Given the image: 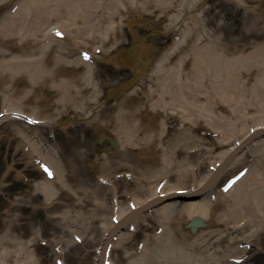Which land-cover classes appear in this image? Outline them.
I'll list each match as a JSON object with an SVG mask.
<instances>
[{
	"label": "bare ground",
	"instance_id": "obj_1",
	"mask_svg": "<svg viewBox=\"0 0 264 264\" xmlns=\"http://www.w3.org/2000/svg\"><path fill=\"white\" fill-rule=\"evenodd\" d=\"M89 0H84V2H88ZM46 2V0H24L22 3H19V7H17L16 9H13L10 14H9V19L4 21L3 16L0 17V37H2V39L6 40V44L7 48H3L2 45L0 47V69H4L7 70L10 68L8 72L9 74H13V73H19L21 70V65H19L21 63V61L23 62L24 65V61L22 60V58L24 57L21 53H18V51L16 50V54L15 52H8L7 49L9 47H17L20 45V43L22 44L21 40H18L19 38H21L20 36H17V34L19 33V30H17L19 28L18 23L20 24H24V21L21 18L24 19H28L29 16L27 14H31L32 12V6L35 5V8L41 9L44 11V19L43 20H47L48 19L53 22L56 23V21L58 20V17L55 16H51V14H55L56 8H51V9H46L44 6V3ZM72 0H68V5L73 6L76 2L71 3ZM89 6L91 5L90 3H87ZM86 6L85 3L82 4L81 6ZM88 6V7H89ZM72 9L74 10V8L72 7ZM79 10V9H78ZM87 13V11H86ZM84 15V14H83ZM26 17V18H25ZM50 21H48L49 23H51ZM26 22V20H25ZM31 24V23H30ZM19 37V38H18ZM11 40V41H10ZM22 41L23 38H22ZM9 50H11L9 48ZM13 50V49H12ZM201 56H205L207 55L206 52H201L200 53ZM54 53H51V57L50 59H54ZM21 61H20V60ZM202 59V58H201ZM246 60V59H245ZM17 61V62H16ZM201 62V61H199ZM198 61L195 62V67L193 68V75L192 77H187L184 80H181V84H183L185 86V89L187 90L186 96L184 91H180V95L182 96V98H184V100L186 101V103L190 100V101H194L191 105L192 109H188L187 112L190 115L191 118H201V117H205L208 119V116L212 115V118L214 119V121H211L212 123H218V120L215 121L217 119V114L211 113L209 111V109L207 108H211V106L215 109V105H212L210 101H208L207 103H204L203 106V110H201V103H199L200 100L197 99V97L194 94H197V89L195 87V85H197L198 88L203 87L202 82H200V78L201 77V73H203V70L201 73L196 75V70H198V67L203 69L200 65H205L204 63H201L200 65ZM226 61H224L225 63ZM245 62V61H244ZM18 63V64H17ZM60 63V62H59ZM239 60H232L229 59L227 60V62L225 63L226 65V70H224L225 72H217L215 74H213V88H216V95L212 96V98L215 100L214 102H216V100L218 102H227L228 107H230V119L232 121H230L229 118H227L228 121H230V123L228 124L227 122L225 123V118L224 116H222V128H223V133L226 132V126L232 124L233 126H236V130L238 131L237 133H240L241 131H243V124H244V119L241 117V114H239L240 110H243V106H244V98L243 96H247L248 98L251 96V98H254L257 96V100L256 103L252 102V99H249L250 104L247 106L248 110L249 109H254L257 110L258 106L260 107V105H264V92L262 91V87L260 88L257 84H256V89H258L260 91V94L258 93H253L250 90H247L245 87H248V85L246 86L244 81L242 82L241 79L237 78V69L240 65H238ZM26 67L30 66L29 62H25ZM251 63L249 62H245L244 66H251ZM235 67V68H234ZM184 72V71H183ZM264 74V72L261 73V75ZM30 75V74H29ZM34 75H30L29 79L30 82L32 81ZM185 76V75H183ZM32 77V78H31ZM185 78V77H183ZM212 79V78H211ZM240 81H239V80ZM209 81L211 82L210 78ZM184 82V83H183ZM248 82V81H247ZM222 84V85H221ZM89 85V83H88ZM206 86V84H205ZM194 95V96H193ZM127 99H125L126 101ZM124 101V102H125ZM246 101V100H245ZM248 101V99H247ZM246 101V102H247ZM197 102V103H196ZM259 104V105H258ZM5 106V105H4ZM12 106V105H11ZM135 107V105H134ZM9 109L10 106H5V109ZM185 108V107H184ZM212 108V110H213ZM10 109H14V107H11ZM205 111L207 113H205ZM141 111L140 110H136V112L134 113V115H138ZM139 116V115H138ZM137 117V116H136ZM189 118V117H188ZM259 122H264V117H257ZM190 119V118H189ZM182 121H184L181 118ZM210 122V123H211ZM115 124V122H114ZM122 130L121 132H124L126 134L125 137H123V140H127L130 141L128 142V146L129 148H131V152L133 155H135L133 153V150H137V148H139V146L137 147V144H133V138L132 135H130L128 132V124H122ZM138 125H140L139 123H137ZM136 124V125H137ZM259 124V123H258ZM41 126H43L44 128L46 127L47 129H50L52 126V123H49L48 121H43V123L40 124ZM137 125V126H138ZM38 126V124L36 125ZM257 126H253L252 128H256ZM53 129V128H52ZM164 128L162 130V132H164ZM186 137H185V133H183V138L182 139H186V142L188 147H189V139L191 137V133L190 130L188 128H186ZM149 132V131H148ZM249 132V130H248ZM230 133V132H228ZM227 134V133H226ZM147 135H150L149 133H147ZM193 137V136H192ZM227 139V138H226ZM237 140H240L239 138H237L235 140V142ZM219 141V140H218ZM217 141V143H218ZM169 142H172V145H174V143L176 142V140L174 138H172V140H170ZM179 142H183L181 141H177L176 146L174 145L173 151L169 150V146H168V150L163 151V149H156V151L159 154V158H160V162L158 163V171H155L154 173L151 172V174H148V170H146L145 168H143V163L141 162V160L138 159L137 161V166H135L133 163L129 162L130 160H127V164L125 166V164H120L121 161L123 160L122 154L124 155V157H129L128 153H129V149H127V147L125 146L124 142L118 143L119 145V149L120 152V157L118 158L117 156L111 158V160H104L103 163V167L107 168V169H112L115 166H117L118 164H120V168L122 170H124L125 168H128L129 166L133 169V167H137V169H133V178L132 180H130V186L134 184V181L138 183L148 179L150 180V182H152L154 179L156 178H166V182L164 183V185L161 187V189L159 190L161 193H169L170 195L173 194L174 189H186L189 186H185L187 183H193L194 185L192 186L193 189H196L197 187V183L199 182L197 179L199 178V175L197 174L196 171L193 170V166L196 164V162L192 161V157H179V154H181L180 152L182 151H178L180 150L179 147H181L182 145H184L183 143ZM190 145H199L200 147L202 146V148H204L206 145L205 144H201L199 143V140H197L196 138L193 139V141H190ZM33 144V149L36 151L37 154H39L37 157V159L41 158L40 155H44L45 159L48 158L49 153H50V163H54V165L47 168V171L45 172V174L47 175L46 178L44 180H42L41 182H36L35 184V192L41 193V195L44 196V200L47 201L49 199V201L47 202L48 204L52 202H55V206L57 207H61L62 204L60 203V198L58 195L62 196V193H64L65 191H68V194L70 195V197L72 196V202L75 204L77 209H81L79 207H82V205L84 204V202L86 203V201L88 199H84L86 197H88V193L84 192V190L82 188L84 187H79L77 186L75 183L71 184L69 183L66 178L67 176H69L70 172L65 170L66 167V160L63 159H59L61 158V155L59 153V149H57L56 147H52L49 151V153L46 151L42 152L44 149L41 146V143H32ZM264 144L263 141L259 142L257 144L256 147H254L252 149V152L254 151L255 156L254 158H259L258 156L260 155V150H257L259 146H262ZM186 145V146H187ZM221 144H217L216 149H218V147ZM185 146V145H184ZM186 146L182 148V150L186 149ZM159 147V146H158ZM226 148V150H228V148L230 147L227 146L225 144L224 146ZM155 149V148H154ZM171 149V148H170ZM190 149V148H189ZM216 149H214L213 155H218V156H222L224 151L222 152H216ZM160 150V151H159ZM168 151H170V153H168ZM208 151L211 152L210 148H208ZM229 151V150H228ZM257 151V152H256ZM185 152V151H183ZM48 153V154H47ZM186 153V152H185ZM45 154L47 156H45ZM24 156H26V154H24ZM207 156V155H206ZM122 157V158H121ZM42 159V158H41ZM100 159V158H99ZM237 160V159H236ZM204 161V160H203ZM48 162V161H47ZM199 163V161L197 162ZM36 164V161H35ZM41 164H43V162H41ZM70 164L73 165V162L70 161ZM105 164V165H104ZM129 165V166H128ZM216 165V164H215ZM102 167V168H103ZM152 167V166H151ZM72 169H75L76 167L73 165V167H71ZM192 168V169H191ZM25 167L22 168V172L25 171ZM50 170L52 171V174L50 175L49 172ZM107 170H103L100 171L103 175H107L108 172H104ZM104 172V173H103ZM124 173V172H123ZM176 175L175 179H172V176ZM123 176H125L127 178L128 173H124ZM249 177L248 182L251 183V187H247L252 188V186L256 183L253 182L252 177L245 175L241 180H239V182H237L238 184L241 183L242 181H245V179H247ZM263 178L261 179L260 183L261 185L264 187V176H262ZM204 178V177H203ZM65 179V180H64ZM197 180V181H196ZM201 181H203L201 179ZM159 184V183H158ZM158 184L156 185L155 188L158 187ZM180 184V185H179ZM246 184V182H245ZM259 184V183H258ZM257 184V186H253L252 190H249V196H246L248 194V192L246 191L247 188L243 189L242 187H240V191H235L237 190L236 187L237 185H235L232 189H231V193L235 192V194H237V196L235 197V205L240 204L243 199H245L247 197V199L251 196L254 195L255 190L258 191H264V188H260L259 185ZM183 185V186H182ZM142 186V187H140ZM143 185H136L134 186V189L132 190V196L133 198H141L143 197L144 194L147 193V187ZM182 186V187H181ZM191 186V185H190ZM210 187V186H209ZM66 188V189H65ZM170 189V190H169ZM190 189V188H188ZM55 191V192H54ZM98 189L94 188L92 194H90V197L93 196V199H96L95 202L97 203H101L100 207L103 209L101 214L102 215H107V213H109V209H107L109 206L107 205V202L105 203L102 200H99V196H97V192ZM116 191V187H113V192L115 194V197L117 198L116 195L119 194V192H115ZM155 192H153L152 194H149V196L154 197V195H156L157 191L154 190ZM55 193V194H54ZM210 193V192H209ZM207 192V194L202 193L201 190L197 191V194H194L196 196H199L196 201L194 200L195 197H192L191 199H189L187 202L181 200L182 202H179L178 200L175 201H170V203H166L162 208H157L155 211L152 212L153 215L155 216V219H146V213L142 214V218L141 215L137 218V222L139 224V222H143V224H145L147 231H151L150 233L148 232L147 235L144 236V239H141L139 244V249L137 252H134L133 254V260L130 261V264H225V260L226 258H228V256L230 255L231 251H230V247L228 249V247H226L227 253H221V251L216 253L217 258H215L216 262L214 263L213 259L214 256L213 255V259L207 260V257L211 256V253L214 252L215 250L219 249V245L217 242L219 239H216L215 242L213 240V230L210 227V223H208V225H206L207 223L203 222V227L206 229H203V232H199L196 234V236L191 239L189 238L187 235V232H185V230H183L184 227V221L188 218V216H191L193 214H199L200 216H203L204 220L208 217H213L215 219H213L214 221H212L213 223H215L216 220V215L215 213H213L212 210V204H214L213 199L211 197V195ZM229 193V192H228ZM54 194V195H53ZM234 194V195H235ZM259 192L255 195L258 196ZM68 195V196H69ZM129 195H131L129 193ZM246 197H245V196ZM26 197L25 202H29L27 201V199L29 200L28 195H24ZM42 198V196H41ZM116 198L113 197V199L116 200ZM23 199V198H22ZM43 199V198H42ZM93 199H90L89 201H93ZM246 201V200H245ZM31 203H33L35 205L36 201L33 199H31ZM71 204H69L70 206ZM157 205V204H156ZM242 205V204H241ZM19 206H22V204H17L14 203V208L15 210L19 209ZM222 205H220L219 207H221ZM157 207V206H154ZM244 207V205H243ZM227 207V209L225 208H219V213L220 216L224 217L225 214V219L221 218L220 219V223L223 224V229H228L227 232H225L224 236H222V238H224L226 236V234L228 233V235L230 233H234L236 228L237 229H242V232H244L245 230H247L248 227H251V223L250 220H245L244 222H242L241 218H236L235 216H231L232 212L230 210V208ZM115 206L112 207L111 210H113V212L115 213ZM244 209V208H243ZM242 209V210H243ZM116 211H118V216H123L124 213H126V209L120 210V209H116ZM226 211V212H225ZM62 212V211H61ZM60 212V213H61ZM80 211H78V215L75 219V213L73 218V225L76 224V222H80L81 223V219L83 216H81L79 214ZM235 212L237 213V210H235ZM113 213V214H114ZM117 213V212H116ZM227 213V214H226ZM231 213V214H230ZM140 214V213H138ZM16 215V214H15ZM63 215V216H62ZM230 215V217L228 216ZM66 216V214L64 215H58V219L59 222H61V224L63 223V219ZM141 218V219H140ZM101 221L102 218H100ZM95 221V220H94ZM69 221H67V225L64 224V235L65 238L68 237V233H72V226L68 224ZM96 222V221H95ZM205 222H207L205 220ZM211 222V221H210ZM259 224H264V221H261ZM133 225H135L133 223ZM130 225V229L133 230L132 231H125V232H120L117 236V246L120 245L125 239L128 241L131 240V237L138 232L137 227ZM12 225L10 224L9 227H11ZM107 226V225H106ZM209 226V227H208ZM98 227V225H97ZM135 228V229H134ZM66 229V230H65ZM206 230V231H205ZM128 232V233H127ZM101 233V232H99ZM240 233H235V234H240ZM227 235V236H228ZM62 236V235H61ZM236 236V235H235ZM34 238V237H33ZM220 238V237H219ZM215 239V238H214ZM60 242V241H59ZM125 242V241H124ZM217 242V243H216ZM88 244V243H87ZM220 244V243H219ZM27 246H29V243L25 242L22 243V249L26 252V250L28 251ZM213 247H215V250H213ZM209 251V252H208ZM235 250H233L234 252ZM215 253V254H216ZM125 257L126 259H130V253L129 251L125 252ZM237 258V257H235ZM114 264V263H113Z\"/></svg>",
	"mask_w": 264,
	"mask_h": 264
},
{
	"label": "rangeland",
	"instance_id": "obj_2",
	"mask_svg": "<svg viewBox=\"0 0 264 264\" xmlns=\"http://www.w3.org/2000/svg\"><path fill=\"white\" fill-rule=\"evenodd\" d=\"M165 1L167 2V7H168L167 12H166V16H165L167 21L170 20V18L172 16V12L174 10H176V11H178V9L180 10V7L178 8V5L176 4L177 2H179L182 6H183V4H184V6H187L188 4L197 5L196 10H198L202 6L201 4L197 3L199 0H197V2L195 0L194 1L193 0H165ZM168 3H170V4H168ZM191 5L187 6V7H191ZM193 7L194 6H192V8ZM198 13L200 14V12H198ZM249 15L251 18H248L249 19V22L247 24L248 30L245 32L243 37L237 38V40L235 39L234 49H235V52H239V47H241L243 49V51H246L247 53H250V54L252 53L253 57L255 58L253 66H250V67L248 66L246 69H245V67L242 68L241 74L238 75L237 78L240 77L242 82L246 81L245 83H246V86L248 84V87H245V88L256 94L258 90L256 91L255 87H251L254 85L255 82L258 83L259 86L263 85V87H264V75L263 74L261 75L262 72L259 70L260 67L258 66V65L264 66V58H263L264 53L262 52V46L264 43H262V46L260 44V40H262V39L264 40V12H262L261 14L260 13L256 14V16H255V11L250 10ZM195 17H198V16L196 15ZM198 19L200 21V24H197L195 26L198 30L195 28V30H196L195 35L191 34L190 39L194 40V37L197 36V38L198 39L200 38V40H201V35H202L205 37V40H206V38H208V36H209V38L214 41V44L217 45L218 50H220V49L223 50V48L225 47L224 46L225 44L220 42V39L223 37L222 32L220 33L219 31L217 32L214 30L211 31L209 29H206L205 27H207V25L209 24V21H208V17H205V15L204 16L200 15L198 17ZM225 37H228V36H225ZM231 39H233V37H231ZM4 44L5 43L3 41H1L0 46H2ZM259 45H260V47H259ZM24 46H27V45H24ZM222 46H224V47L222 48ZM2 47L7 48V45H4ZM9 48L11 50H9ZM9 48L7 49L8 52L12 51V52H15V54H16V50H17L18 53H21L24 56L22 58V60L24 61V64L26 61H28L29 63L30 62L35 63L34 61H37L39 64L42 62V59L40 58V56H32L31 55L32 50L29 48H26V47H22V49H19V48L17 49L16 47H14V48L9 47ZM15 48H16V50H15ZM233 53L234 52H232L228 56H230V58H231V55ZM236 54H238V53H236ZM61 55L62 54L60 52V56ZM260 60H262V61L260 62ZM43 62L45 63V61H43ZM43 62H42V64H43ZM47 68H49V67L47 66ZM256 73H259V75H256ZM47 76H49V75L47 74ZM51 79H52V77H48L49 81ZM247 80H248V82H247ZM1 82H2V85H1ZM0 85H1V87L4 86L8 90L9 96H13V97H11L12 100L17 98L16 96L12 95V94H14V91H12V90H14V87L10 81L9 82H8V80L7 81H4V80L0 81ZM25 87H28L27 83H25ZM28 88H31V87L29 86ZM67 89H69V88H67ZM70 90H73V89H70ZM2 94H3V95H1L2 97L6 96L5 92ZM258 94H260V93H258ZM251 96L249 98L247 96H243V98L246 101L248 99V101L246 102L244 100V106L242 107L243 110L239 111V114H241V117L245 121L243 124V126H244L243 131H241L240 133H237L238 131L235 129V127L233 125H231L229 137H230V140L232 141V144L235 143V140L237 138L244 136L246 134V132L249 130V128L256 126V125L264 126L263 121L262 122L257 121L258 120L257 117L262 118L264 115V105H262V106L260 105V107L258 106L257 110H254V109L248 110L247 106L250 104L249 99L251 98ZM27 98H28V96L25 97V99H27ZM201 98H202V100H204V95H202ZM205 98L209 99V96H205ZM254 98H251L252 102L256 103L255 100H257V96ZM29 99H31V98H29ZM81 103H83V100L81 101ZM25 107L26 108H23L22 110L24 112H26L27 114L31 113V111H30V109L32 110L31 106L27 105ZM19 124L20 123L17 122L16 119H13V120L11 119L9 122L4 124L3 127L1 126L4 129V132L2 129L0 130V169H2L4 171V173L8 172L9 174H8V177H5V176H2V174L0 173V184H1L2 180L5 181L7 178H9V180L11 179L12 181H17L19 179H22V175H27L28 173L31 175V178H29V184H26L25 181L20 180L19 183L21 185L18 184L19 189H17V190H14L12 188V185L6 186L7 183L5 185L6 187H3L2 189H0V191L3 192L1 195V198H5V201L3 202V204L5 203L8 206V207H6L7 210H9L8 208H10V206L12 205L11 201L15 202L17 200H20V197H23L17 193L18 190H24L25 189V191L27 192V190H29V187L32 188V185H34L36 182H41L43 180V178L39 179L40 177H38L35 174V171L31 170L32 165L29 163L30 162L29 159L25 158L21 148L19 149L20 146L18 145V142L14 141V139H16V140L18 139L17 130L19 129V127H18ZM35 133L37 134V131ZM42 133H43V128L40 130L39 134L42 135ZM5 136H7V137L5 138ZM58 137L59 136H57V134H56V136L54 137L55 139L52 138L51 142H54V141L56 142V140H58ZM23 139L25 140V142H26L25 145H27L28 149H30L29 148L30 146L33 147V145H32L33 141L32 140L27 139L26 137H23ZM204 139L207 140L206 138H204ZM260 141H262V140H259V141L256 140L255 142H253L246 149V151H243L241 155L236 157L237 160L234 159L232 161V163L229 165V167L227 168L225 173H223V175L219 179L218 184H216V186H214L211 189V192L209 193L213 198L214 204H212V210H213V213H215V215H216L215 216L216 220H215V223L212 222V221H214L213 219H215L213 217V215L211 218L209 217L208 219H210V221H211V222L209 221L210 227L214 231L213 232V240L215 242L216 239H219L217 242L220 243L219 244L216 242L219 245V249L215 250V247H213V250H215V253H216V251L217 252L221 251V253L222 252L227 253L226 247H228V249L230 247V251H231L230 255L225 260V264H256L258 262H264V224H262V226H261V224H259L261 221H264V191L263 192L258 191L259 194L257 196V195H255V193L257 194L258 192L255 190L254 195H251L247 199L246 196L250 195L249 190H252L253 186H257L258 183L254 184L252 186V188H249V189L247 188V187H251L249 183L242 184V187H244V189L247 188L246 191L248 192V194L246 196L244 195L246 198L243 199V201L238 205H235V202H234L236 199L235 197L237 196V194H235V192H232V193L229 192L228 193L229 195L227 194L226 196L224 195L225 193L224 194L220 193L222 191L220 188L221 183L228 176L232 175L236 170H238L240 167H247V169L251 168V171H250L251 173H253L255 168H257L256 169L257 172L255 173L256 176L259 179H260V177H262V175H263L262 172L264 171V144L262 145L260 158H257L255 160V159H252L253 157L251 155V150L253 149L252 147L254 145L256 146V144ZM78 144H77V146H79ZM41 146L43 147V149H48L50 146V143L49 144L46 143V144H43ZM6 147H7V149H6ZM7 150L10 152V154H9L10 156H5V152ZM24 150L25 149H23V151ZM32 151H34V149ZM205 151H206V149H203L202 155H200L198 157L200 159V163H198L197 171H196L197 174L199 175V178L197 179L199 181L197 183L198 185L201 183V179L203 180V177L206 176V173L209 170V165H212L211 163H214L219 158L218 155L213 157L212 153L210 155L205 153L207 156L203 155ZM258 160H261L260 161L261 164L256 166V164L258 163ZM78 161L79 160H77L76 162H78ZM24 167L26 169L21 174L22 168H24ZM88 170H89V172H87L86 175H83V176H85V178H83V184H82L84 186L83 190H84V192L88 193L89 194L88 197H90V194L93 192L92 191L93 187L98 188V193L100 194L99 200L100 201L102 200V203H103V201L105 199L104 202L105 203L107 202V205L109 206L107 208V209H109V213H107L106 216L102 215L101 212L103 209L100 207L101 203L95 202L94 199L91 202V201H89L90 199L88 197H86V199H88V201L84 205H82L83 208H81V209H77L73 206V204H71L70 202L69 203L67 202V204L65 203L61 207H58L55 209L52 208L53 211L50 213H48V208H46L47 205H45V204L42 205L39 203L40 204V207H38L40 209L39 212H37L36 210L34 211V220H33V222L35 223L34 228L35 227L36 228L39 227V228H43V229L45 228L46 229L44 231L45 233L50 234L51 236L57 235L56 234L57 231L48 229L50 226V222L46 221V217L49 215L50 217L53 218V219H51L52 220V226L55 227L56 229L58 227L60 232H62V234L64 232V230H63L64 224L67 225V221H69L68 224L72 226L73 232L72 233L67 232V234H68L67 238H65V236H62L61 238H60V236H55L54 239L50 238L53 241L55 240V242L57 239H60V244L56 246V250L54 249V252L52 250V254L49 255V257H48V254H45V249H46V247L49 246V244H42L43 239H40L38 242V245H39L38 248H37V246H35V248L37 250V254H35V252H34V253H32L31 256H29L27 258L25 257L26 254L24 255L25 259L29 260L28 264H60L58 260H63L64 262H66V264H94L95 251L97 250L98 245L100 244L101 238H102L101 233H99V232L103 231V228H101V224H104V225L110 224V221H108V219H109L108 217H110V214L112 213L111 209L114 205V201L112 199L113 195L108 194L107 190L104 187H101V182L98 180L97 176L95 175L96 173L90 172L91 170L87 166L84 171H88ZM158 181H159V179L155 182V184ZM72 182H74V180ZM258 182H259V180H258ZM119 184H120V186H117L118 188L115 191V192L120 193V194L116 195L117 196L116 208L123 210V209L128 208V206H129L128 201H130L132 203L133 201L135 202L136 199L135 198H133V199L127 198L125 195H123V193H125V191L127 193V189L125 188L124 184H122V182L119 181ZM192 184L193 183L190 182V183H187L186 185L189 186ZM258 185L261 189L264 188L260 183ZM120 188H124L125 191L122 192V189H120ZM236 189L237 190H235V191H240L239 186H237ZM152 192H154L153 183H152V186H150V191H147V193H152ZM7 193L8 194L12 193V196L11 195H10L11 197L9 195L6 196ZM219 194H221L222 197ZM8 197H10V199ZM139 199H137V200H139ZM29 201H31V200H29ZM1 203L2 202L0 201V207H1ZM89 203H91V204H89ZM69 204H71V205L69 206ZM220 205H222V206L219 207ZM243 205H244V207H243ZM227 207H229L231 212H232L231 216H235L236 218L237 217L241 218V220H246V221L250 220V223L252 225H251V227H248L247 230H245L242 233H240L242 231V229L236 228L234 233H230L229 235L227 233L226 236L224 238H222V236H224L225 232H227L228 229H223V224L219 222L221 218L225 219V214H224V217L220 216L219 208H222L225 210V208L227 209ZM155 210H152L149 213H146L147 214L145 216L146 219H149V220L155 219L156 215L152 214V212ZM235 210H237V213L235 212ZM1 211L5 212V210H1ZM61 211H62V213H64V215L66 214V216L63 219L62 224H61V222H58L59 220L57 218V215L60 214ZM78 211H80L79 214L81 216H83L81 219V223L76 222V224L73 225V223H72L73 222L72 217H74L73 213H75V219H76V217L78 215L77 214ZM35 216H37V217H35ZM228 216L230 217V215H228ZM103 217H105L107 219V221L105 220V218L103 221H101V220L99 221V218H103ZM26 218L28 220H31L32 217L29 216ZM24 222H26V221L24 220ZM242 222H244V221H242ZM97 225H98V227H97ZM137 225H138L137 228L139 231H138V233L133 235L131 240L128 241V239H127L125 242L123 241L118 246L116 243L113 244L110 259H111V261H113L114 264H127L128 263L127 261L129 260V259H126V257H125V252H127V251H129V253H131L130 258L134 257L133 254L136 251V249H138L137 248L138 242L142 236V233L147 232V230L145 229V226L143 224H137ZM183 230H185V232H187L186 236H188L191 239H193L196 236V234H191L185 228H183ZM199 232H203V231H199ZM235 233H240V234L237 235ZM79 242H81V243H79ZM79 248H80V250H79ZM48 249H52V248L48 247ZM65 249L66 250L68 249L67 251L69 254H66V253L64 255L62 254V252H64ZM71 249H73V251H71ZM233 250H235V251L233 252ZM69 251H71V252H69ZM215 253L212 252L210 258H209V256L207 257V260L213 259V255H216V256H214V259H213L214 260L213 262L215 263L216 262L215 258H217V255H218L217 253L216 254ZM235 257H237V258H235ZM3 258H4V251L2 253L0 251V264H3ZM215 264H217V263H215ZM221 264H223V263H221Z\"/></svg>",
	"mask_w": 264,
	"mask_h": 264
},
{
	"label": "snow or ice",
	"instance_id": "obj_3",
	"mask_svg": "<svg viewBox=\"0 0 264 264\" xmlns=\"http://www.w3.org/2000/svg\"><path fill=\"white\" fill-rule=\"evenodd\" d=\"M57 35H63V34H62V33H59V32H57ZM84 55H85V58H86V59H88V58H89L87 53H85ZM49 174L51 175V172H49Z\"/></svg>",
	"mask_w": 264,
	"mask_h": 264
}]
</instances>
